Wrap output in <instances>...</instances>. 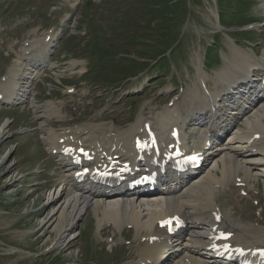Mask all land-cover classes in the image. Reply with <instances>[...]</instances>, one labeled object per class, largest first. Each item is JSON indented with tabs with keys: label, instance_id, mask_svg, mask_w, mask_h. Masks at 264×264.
<instances>
[{
	"label": "rangeland",
	"instance_id": "rangeland-1",
	"mask_svg": "<svg viewBox=\"0 0 264 264\" xmlns=\"http://www.w3.org/2000/svg\"><path fill=\"white\" fill-rule=\"evenodd\" d=\"M100 1L98 4L93 0H0V83L17 57L14 51L1 55L3 48L15 47L12 43L16 38L27 39L34 27H42L38 34L41 35V30L62 26L61 38L50 58L47 55L53 68L44 70L37 83L33 84L37 77L31 82L33 103L26 99L12 105L0 104V264H116L115 259L126 249L100 243L92 209L77 222L73 236L63 244H53L56 234L47 223L42 225L41 220L52 214L45 198L50 190L62 184L61 165L46 146L37 109L44 110L48 102L62 103L63 117H51L45 123L47 128L53 125L58 130L94 121L112 122L123 130L136 122L142 108H167L177 100L171 106L174 107L181 94L193 89L195 84L202 89L196 73L198 62L204 63L201 67L207 75L205 83L212 90L214 74L223 69L226 59L234 52L232 48L258 60L264 53V0H247L248 4L238 8L227 5L226 14L224 8L219 10L216 6L217 0H173L172 8H164L162 4L166 0ZM152 5L159 6L151 8ZM212 10L229 19L225 24L231 27L226 30L228 33L218 25V14ZM188 16L186 26L179 29L180 21ZM252 22L257 25L253 32L237 33L238 26ZM49 35L55 34L32 39L25 47L37 52L39 41ZM135 42L134 47L129 44ZM165 50L172 52L155 63L154 56ZM151 57L153 60L149 61ZM133 58L141 62L146 59L150 66L145 69L144 62L134 64ZM16 63L19 69L26 66L21 59ZM44 68L48 69L42 65L39 69ZM242 87L247 84L235 91ZM68 88H74L73 92H66ZM237 95L226 102L231 103ZM260 98L264 103V97ZM178 105L181 107L182 102ZM196 130V125L188 126L186 138L193 139ZM228 132L219 139L221 142L227 141L223 136ZM258 167L260 164L254 169ZM263 178L258 175L250 180L253 189L247 190L248 194L233 185L224 194H217L221 213L232 211L244 229L250 222L255 225L259 219L253 217L257 208L251 202L256 199L264 204ZM99 228L103 231L102 226Z\"/></svg>",
	"mask_w": 264,
	"mask_h": 264
},
{
	"label": "bare ground",
	"instance_id": "bare-ground-1",
	"mask_svg": "<svg viewBox=\"0 0 264 264\" xmlns=\"http://www.w3.org/2000/svg\"><path fill=\"white\" fill-rule=\"evenodd\" d=\"M51 34L55 35H49L39 41L41 44L37 46L40 47L37 52L32 53L33 50L26 47L30 52L23 60L26 63L24 68L19 69L17 63L10 68L5 82L0 84L1 101L10 103L28 99L33 103L28 89L32 80L36 77L38 79L40 66L46 68L51 66L47 55L51 52L52 45H54L52 40L58 33L56 31ZM50 43L51 48L48 50ZM231 50L234 52L230 58L227 57L224 68L214 74L212 90L208 91V86H202L205 90L203 93L202 89L194 83L193 89L181 94V107L178 104L174 107L166 106L167 108L147 106L142 108L136 122L123 130L117 129L112 122L94 123V121H85L84 124L67 129L47 128L45 123L51 117H63L59 101L48 102L44 110L35 111L40 119L39 128L44 133L46 146L51 153L56 154L61 165L62 184L50 190L45 198L46 205L51 208L52 214L49 218L41 220L42 225L47 223L48 228L55 232L54 245L63 244L67 238L73 236L77 222L88 209L94 211L98 227L107 222L117 228L133 223L137 236L145 229L150 231L161 217L176 211L188 219L187 227L170 242L146 244L141 255L147 256L153 264H183L187 257L197 262L205 261L204 264H208L207 262L219 264L209 259V253L201 248L207 245L208 233L205 220L208 217V201L215 197L213 189L217 187L223 192L225 190L223 186L228 184L237 171H242L245 178L256 179L258 175L264 176V103L260 98L264 97V89L263 85L257 82L258 77H256V72L264 66V53L258 60L249 53L236 51L233 48ZM196 69L198 80L202 83L207 75L200 66ZM252 72H255L253 76ZM19 79L21 81H18ZM242 84H247V87L241 88L244 94L240 103V87L238 91L235 90ZM233 91L235 92L231 94ZM235 95L237 97L231 103L226 102L228 98L235 97ZM219 100L229 106L232 104L229 111L228 107L226 109L218 103ZM217 114V118L213 119ZM188 119H194V124L199 129L191 140L186 138L185 126ZM211 120L212 123H210ZM209 123L210 126H208ZM147 125H150L157 134L163 157H166L170 147L174 144L182 143L185 147L198 151L203 148L206 138H211L213 141L222 138L219 134L229 132L226 136L227 141H220L221 143L215 144L207 151V163L194 177L173 178V180H166L163 177L164 191H156L150 195L140 192L122 194V196L119 194L103 195L101 191L104 186L98 188L93 185L88 188V183L76 182L78 178H72L74 171L68 167V161L59 154V149H64L66 145H72L75 148L82 144L96 150L93 155L101 156L103 161H116L117 164L129 162L136 167L139 163V156L133 148V140L135 136H145ZM178 125L182 126V136L175 139L170 135L171 128ZM250 139L253 140L249 145L247 142ZM131 156L134 158L132 159ZM142 157L145 162L143 166L148 167L151 164L150 159L146 153H143ZM259 164L260 167L254 169ZM218 169L221 173L220 177ZM167 181L170 184H167ZM229 229L233 232L232 237L236 241L247 245L253 243L251 237L241 238L239 235L241 230L238 228L229 226ZM250 233L253 238L264 241V235L261 236V232L258 234L255 230Z\"/></svg>",
	"mask_w": 264,
	"mask_h": 264
},
{
	"label": "snow or ice",
	"instance_id": "snow-or-ice-1",
	"mask_svg": "<svg viewBox=\"0 0 264 264\" xmlns=\"http://www.w3.org/2000/svg\"><path fill=\"white\" fill-rule=\"evenodd\" d=\"M192 159H195V157H193ZM261 254L264 255V250H262Z\"/></svg>",
	"mask_w": 264,
	"mask_h": 264
}]
</instances>
